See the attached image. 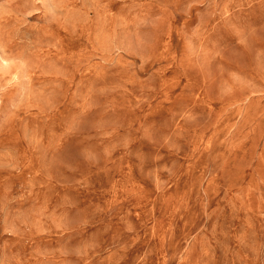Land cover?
<instances>
[{
  "label": "rangeland",
  "instance_id": "374dc122",
  "mask_svg": "<svg viewBox=\"0 0 264 264\" xmlns=\"http://www.w3.org/2000/svg\"><path fill=\"white\" fill-rule=\"evenodd\" d=\"M0 264H264V0H0Z\"/></svg>",
  "mask_w": 264,
  "mask_h": 264
}]
</instances>
